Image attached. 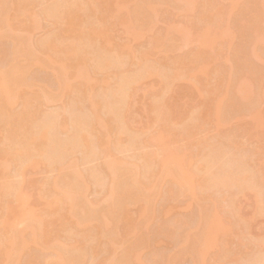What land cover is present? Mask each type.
<instances>
[{
	"label": "bare ground",
	"instance_id": "6f19581e",
	"mask_svg": "<svg viewBox=\"0 0 264 264\" xmlns=\"http://www.w3.org/2000/svg\"><path fill=\"white\" fill-rule=\"evenodd\" d=\"M130 2L0 0V264H149V258L153 256L148 257L149 260L145 262L143 251L150 247L152 235L150 236L149 231L141 230L135 241L131 240L127 244L132 223H122L125 220L123 212L127 204L141 200L147 204L144 214H147L149 205L155 211L157 200L165 197V186L171 192L167 191L170 194L168 196H192V202L197 204L194 209L198 207L199 210V217L196 215L197 208L196 216L193 210V219L192 216L189 217L192 221H197L194 226L186 227L188 217L182 218L185 219L182 223L177 221L189 229L181 231L183 246L177 256L171 254L173 256L168 259L172 258L171 262L184 255H191L195 262H208L206 258L210 248L216 247L221 241L220 224L225 223L218 206L219 201L226 200L224 205L228 203L226 207L236 217L234 223L238 227L242 223L246 225L247 220L242 212L233 210L236 208V197L242 193L253 194L259 203L256 212L264 214V206L260 204L264 197V174L260 178L255 177L256 170L244 166L247 156L243 155L244 160L235 152L237 150L240 153L237 149L239 142H234L232 136L228 137L226 144L221 141L207 143L198 138L194 147L196 150H200V146L206 143L209 148L200 157V161L204 162L205 175H196L194 167L197 166H194L195 160L190 156L193 153L145 154L142 150H137L149 142L158 141L162 144L167 137L165 133L171 134L175 129H180L181 135L193 138L195 132L192 130L201 128L203 121L211 116L214 106L211 99L205 97L206 99L200 100L202 103L196 113L194 110V114L185 116V112H180L177 118L181 120L176 121L172 117L174 102L165 94L166 89L180 76L176 65L185 59L194 64L200 54L199 50H193L183 58H172L165 52L164 58L158 59L152 53L154 48L158 44L164 50L170 47L162 39L161 31L154 36L151 41L153 44L149 47L146 45L147 48L142 47V51L139 50L142 53L137 52V55L128 42L120 41L119 38L115 41L117 37L114 34L110 36L114 32V26L119 23L121 26L127 25L125 27L130 30L126 29V33H130L127 34L128 37L138 41L145 32L153 29L154 19L160 8H168L176 3L181 6L184 3L186 8L195 11V1L132 0L133 7ZM205 4L208 3H204V8L208 9ZM252 20L251 26L255 24ZM258 21L261 20L257 19L259 24L254 25L255 33L262 25ZM43 23L49 26L46 34L41 38H34L31 29L41 27ZM15 25L24 29L27 34L16 35ZM253 28L246 31L249 33ZM187 30H174L186 44L189 42ZM246 31L245 35H248ZM207 32L199 35L205 37ZM172 37L170 35L165 40L171 41ZM230 44L232 48L234 41ZM210 46L213 47V44ZM246 48H243L244 54ZM241 52L238 53V60L242 64L245 61V65L240 67L239 63L237 69L244 68L241 70L252 73L256 67L257 71V63L254 62L253 65L251 62L250 65V62H246L247 56L245 59L244 55H239ZM207 67L208 64L201 72L206 74ZM37 72H44L45 76L49 74L45 78L49 79L45 81ZM153 75L159 76L166 84L159 98L151 99L147 106V116L150 118L148 123L154 122L158 127L150 131L149 124L148 130L134 129L124 114L131 107L138 85L143 79ZM219 86L218 83L213 87L211 93L214 94V88L219 89ZM228 92H224L217 104L219 127L236 114L232 113L236 108L227 112V106L230 109L239 101L236 97L230 98L225 110L222 109L221 103L230 97ZM253 93L246 107L251 112L250 117L258 119L260 112L253 110L257 105ZM53 103L60 105L57 104L55 109L52 107L53 110L47 108ZM240 114L241 111L236 115ZM235 145L236 154L230 150V146ZM129 149L142 153L131 155V159H121L116 154V151ZM90 160L97 161L96 165L89 167L87 163ZM86 164L89 165L88 168ZM166 164H169L168 168ZM45 169L49 172L48 177L35 180L41 181L37 186V195V182L33 181V177V180L27 178V172ZM258 173H262L261 169ZM161 177L163 181L160 192L146 194L148 180ZM195 177L198 179L194 180ZM194 181L198 182L196 186ZM92 187L96 190L97 187L107 189L103 204L87 200V192ZM35 195L39 200L45 199L47 211L44 214L31 204ZM190 197L189 199L192 198ZM192 205L193 203L190 206ZM230 210L227 209L229 214ZM192 221L187 223L192 224ZM18 223L21 228L17 227ZM123 225L122 232L119 227ZM231 225L230 230L233 228V224ZM105 231H110L106 239L103 237ZM165 233L162 234L170 236ZM54 235L68 239L70 244L60 238L51 244L49 240ZM90 239L94 241L93 245H88ZM221 244L222 242L217 249L221 248ZM260 246L261 249L251 256H244L247 259L241 258L239 262L264 264V241ZM118 250H121V254L116 257ZM26 251L31 253L28 258L25 256ZM99 252L102 257L94 260L100 257ZM232 252V249L231 252L229 250L222 259L217 260L218 264H229L226 262Z\"/></svg>",
	"mask_w": 264,
	"mask_h": 264
},
{
	"label": "rangeland",
	"instance_id": "374dc122",
	"mask_svg": "<svg viewBox=\"0 0 264 264\" xmlns=\"http://www.w3.org/2000/svg\"><path fill=\"white\" fill-rule=\"evenodd\" d=\"M86 1V0H85ZM130 6L133 7V2L130 0ZM176 0H174L175 2ZM196 4H194V8L196 6L195 11L192 9H189L188 7L184 5H173L171 6L167 4L166 7H162L159 9V14L157 13L154 19V27L152 30L145 32V34L140 37L137 41L134 40V38H129L128 35L130 34V30L127 29L125 26L119 25V23L114 26L112 33H110L112 36L114 34L115 41H118V38L123 40L124 42H128L130 45H132L133 53L137 55V52L139 53L142 47H146V45L153 44L151 41L154 40V36L156 34H159L158 32H162L163 37L162 39L167 43L170 44V47L167 49L161 48L160 44H156L157 46L153 50V54L156 58L161 59L164 58L163 54L165 52L169 53L172 58H180L184 56L190 55V53L194 50H199L200 54L196 58L194 64H191V62L188 59H185L183 62H179L176 66L179 67L180 76L179 78L171 85L169 89H166L165 94L170 98L172 102H174V106L172 107L174 113L172 117L176 121H180L181 119L177 118V115L180 112H185L186 115L194 114L198 110V107L205 97L208 99L210 98L213 102L214 110L211 114V116L203 121L201 124L200 129H193L192 131L195 132V136L193 138H188L186 135L180 134V129H175L172 131V133H165L166 138L162 141V144L158 141L155 142H149L147 144H143L142 147L140 146L137 148V150H142L145 154L149 152H157V153H174L177 154H194L190 155L192 157V160H195L194 167L196 175L201 174L205 175L204 165L202 161H200V157L205 153V151H208L209 148L207 147V143H217V141L227 143L228 137L232 136V140L239 145L230 146V150L233 152L236 150V147L238 150H240V153L236 150L237 154H240L241 158L243 159L247 156L246 164L244 166L246 167H252L256 170V176L259 177L264 174V0H194ZM173 2V3H174ZM208 6V9L204 8ZM171 3V2H170ZM259 12H263V14H257ZM125 13V11H124ZM255 15V16H253ZM111 16V15H110ZM263 16V17H261ZM256 18V20H254ZM253 19V20H252ZM257 19L261 20L258 22H261L259 30H257L255 33V26L257 23ZM251 20L253 21V24L251 26ZM48 25L46 23H43L41 27L38 28H32L31 34L34 36V38H41L46 34V31L48 30ZM129 27V26H128ZM254 27V28H253ZM176 28H186L188 29V38L189 42L188 44L185 43V40L182 38L181 35L176 34L174 30ZM248 28H253V31H246ZM127 30H129L128 33H126ZM252 30V29H251ZM112 31V30H111ZM186 31V32H187ZM207 32V35L204 37V35H199V33ZM245 31L248 35H245ZM160 32V33H161ZM254 32V33H252ZM230 34L232 36H226ZM252 33V34H251ZM15 34H21L26 35L27 32L17 25H15ZM128 34V35H127ZM254 34H256L254 36ZM173 35L172 40L168 41L165 40L166 37ZM253 38H251L252 36ZM250 36V37H249ZM216 37V38H215ZM250 41H248L249 39ZM35 39V40H36ZM247 39V40H246ZM122 41V42H123ZM234 44L232 48L230 47L231 42ZM123 42V43H124ZM150 42V43H149ZM1 43V41H0ZM210 44H213V47L210 46ZM249 44V45H248ZM247 45V46H245ZM246 48L245 54L243 48ZM146 48H143L146 49ZM131 49V50H132ZM140 50V51H139ZM240 50V51H239ZM242 50V52H241ZM135 51V52H134ZM241 52L239 55L247 56L246 62H250V65H254V62L259 64H255L257 66L254 71L256 73L247 72L244 70V68H240L241 66H244L245 61L240 63L238 59V53ZM142 53V52H141ZM139 53V54H141ZM138 54V55H139ZM237 54V56H236ZM140 56V55H139ZM186 56V57H187ZM237 57V58H236ZM246 59V58H245ZM241 60V58H240ZM243 60V58H242ZM157 62V61H156ZM252 62V64H251ZM239 63L241 65H239ZM247 63V64H248ZM158 64V63H156ZM172 64V63H171ZM208 64L206 74L201 72L202 68L205 67ZM240 66V69H237V66ZM247 65V66H250ZM175 66V65H173ZM260 70H259V69ZM177 68H174L176 70ZM243 69V70H241ZM40 71V70H39ZM47 72V71H46ZM45 72V73H46ZM219 72V73H216ZM36 74V73H35ZM38 76H41L45 81L46 76L44 72L38 73ZM40 77V79H41ZM41 79V81L43 80ZM44 81V83H46ZM48 83V82H47ZM220 84L219 89L214 88V94L211 93L210 90L213 89V87H216L217 84ZM166 87V84L161 81L159 76L153 75L150 77H146L143 79L140 85H138V88L136 90V93L133 96V99L131 101V107L129 111L124 114L125 118H128L129 124H131V127L133 128H140L148 130V128L151 126L150 131H154L158 125L154 122H149L148 119V112L147 109L149 106L148 104L151 102V99L159 98L158 96L161 95V93L164 92ZM229 91V98L221 103L222 109L225 110V106L228 105L229 99L236 97L239 101L236 102V104H233L231 108L227 109V112H231L232 109L235 108L238 110H234L233 112L239 113L241 111V114L238 115H232L229 119V122L226 121V123L223 126L217 125V104L219 99L224 95V92ZM210 91V92H209ZM256 93L254 94L253 92ZM252 93L255 95L253 98L256 99V107L253 109L254 111L260 112V116H258V119L251 118L249 111L248 104L249 100L252 99L250 96ZM258 93L259 96L258 97ZM206 99V98H205ZM220 102V101H219ZM60 103V102H59ZM59 103H53L49 105L47 108L50 107V109L53 107L54 109L57 107L56 105H60ZM59 107V106H58ZM147 107V108H146ZM52 108V110H53ZM49 109V110H50ZM231 110V111H230ZM193 112V113H192ZM223 112V111H221ZM226 112V113H227ZM228 112V113H229ZM225 114V112H223ZM230 113V114H232ZM126 118V120H127ZM150 124V126H149ZM153 124V125H151ZM147 127V128H145ZM137 130V129H136ZM179 132V134H178ZM228 133V134H227ZM227 135L223 138V136ZM220 137V138H219ZM221 137L223 139H221ZM198 138H201L202 140H205L207 143L200 146V150H196L195 143L197 142ZM219 138V139H218ZM221 139V140H220ZM220 142V143H221ZM245 149L243 151L248 152L245 153L242 151V149ZM193 150V152L191 151ZM242 151V152H241ZM147 152V153H146ZM234 152V154H236ZM136 153V149H129L124 150L122 152L116 151V154L123 158H130V156L134 155ZM139 151H137L136 154H138ZM140 153H142L140 151ZM139 153V154H140ZM245 153V154H244ZM135 154V155H136ZM247 154V155H246ZM134 155V156H135ZM245 155V157L243 156ZM131 156V158H132ZM194 156V157H193ZM239 156V155H238ZM130 158V159H131ZM97 161L90 160L89 165L86 164V167H92L94 164L96 165ZM249 165V166H247ZM169 167V164H166V167ZM172 165H170L171 167ZM80 167L82 168L83 165L81 164ZM167 167V168H168ZM261 169L262 173H258V170ZM38 170V169H37ZM35 172H27V178L29 177L30 180L33 177V181L36 183V193L38 191L37 186L39 187V182L41 181H35V180H42L44 177L49 175V172L45 170H39ZM205 172V173H204ZM51 173V172H50ZM207 175V174H206ZM200 176V175H199ZM48 177V176H47ZM157 179V181H156ZM151 178L147 182V188H146V194H149L152 192V194H158L160 190L162 189L161 184L163 181V177L161 178ZM198 179V177H195L194 180ZM198 181V180H197ZM195 182V186L198 184V182ZM156 182V185L155 183ZM153 187V189H152ZM26 188V186H25ZM96 190L95 187L91 188L87 192V200L91 203H99L103 204L104 200L107 196V189H100V187H97ZM166 191L163 193L165 197L159 198L157 200L156 209L155 211L152 210V206L149 205L147 214H144V210L147 207V204L144 200H141L139 202H131L127 204L125 207V210L123 212L124 219L122 223H132V227L130 230V233L128 234V242H131V240L135 241V237L139 235L141 230L150 232L151 244L149 248H146L145 251H143V255L145 256V262L147 260L150 261L149 264H205L202 261L198 260L197 262L192 259L191 255H184V256H178V260L171 262V259L168 261L170 256L172 257L174 255H178L177 253L180 250V247H182L183 243V234L182 232L184 230H187L189 228L186 227H192L193 224L197 223V221H192L193 216L192 212L194 210L195 215V205L196 202H192L193 197L190 196H184L183 194L181 198L179 196H168L169 191L168 186H165ZM163 188V190L165 189ZM100 189V190H99ZM264 189V188H263ZM167 191L169 192L167 194ZM166 194V195H165ZM241 194V193H240ZM248 193H242V195L236 197V208L233 210H239L242 212L246 217V225L242 223L239 227L235 225L234 221L236 220L235 216H232V211L230 208H227L224 202L221 200L219 201V208L221 211V215H224V224L219 229V236H220V242L221 248L217 249V246L220 245V242L218 245L214 248H210V252H208L207 261L206 264H218L219 262L217 260L222 259L231 249L234 251L230 253L228 262L229 264H235L236 261L239 264L241 261V258L247 259L248 256L253 255L258 249H261V243L264 241V214L260 212H256V208L259 205V203L256 201V198L253 194ZM38 195V194H37ZM32 197L31 204L34 206V208L38 209L37 211L41 214H44L47 210L45 208V199L42 198L39 200V197ZM170 195V194H169ZM239 195V194H238ZM184 196V197H183ZM189 197L191 199H189ZM239 197V198H238ZM166 198V199H165ZM238 198V200H237ZM230 199V198H229ZM191 200V201H190ZM228 200V199H227ZM153 204H154V198H152ZM193 203L192 206H190ZM234 203V204H235ZM261 205L264 206V197H262ZM228 210H230V213H228ZM39 213V214H40ZM198 213V214H197ZM196 215L199 217V210L196 212ZM195 215V216H196ZM192 216L190 219L189 217ZM188 220L185 221V219L182 220V218H186ZM198 217H195V219L198 220ZM181 218V219H180ZM231 218V219H230ZM179 219V220H178ZM192 221V224L187 223ZM178 222H184L185 225L188 224L186 227L184 224H178ZM233 224L232 230H230V227L232 226L230 224ZM195 222V223H194ZM233 222V223H232ZM135 224V226L133 225ZM190 224V225H189ZM21 226L20 223L17 224ZM184 225V228L182 229V226ZM219 225V226H220ZM224 225V226H223ZM194 226V225H193ZM148 227V228H147ZM21 228V227H19ZM186 228V229H185ZM54 229V228H52ZM119 229L123 232L124 225L122 227H119ZM169 230V231H168ZM118 231V228L116 229ZM182 231V232H181ZM145 232V233H146ZM168 232V233H165ZM110 231L106 233L104 232V239L109 235ZM168 234L170 236H165L164 234ZM171 233V234H170ZM147 234V233H146ZM148 234V235H149ZM182 234V235H181ZM173 236V237H172ZM138 237V236H137ZM150 237V238H151ZM60 238V237H59ZM57 236H53L49 241L51 244H54L56 242V239H59ZM60 240H66L69 244V240L65 238H60ZM240 240V241H239ZM242 241V242H241ZM248 243V245L243 246L240 243ZM94 241L92 239L88 240V245H93ZM220 249V250H219ZM34 250V249H33ZM30 251V250H29ZM32 251V248H31ZM30 251V252H31ZM121 251V250H120ZM119 250L117 251L116 257H118L121 252ZM220 251V254L218 253ZM100 253V252H99ZM112 253H114V250H112ZM111 253V254H112ZM25 256L28 258V254L30 255L28 251L25 252ZM102 253H100L99 258H95L94 260L100 259ZM170 254V255H169ZM98 256V255H97ZM143 256V257H144ZM151 256H156L154 263V258ZM247 256V257H244ZM148 257H151L147 259ZM24 259H26L24 257ZM174 259V258H173ZM242 259V260H243ZM153 260V261H152ZM26 261V260H24ZM148 261V262H149ZM222 261V260H221ZM220 261V262H221ZM227 261V260H226ZM95 262V261H94ZM243 263H245L243 261ZM87 264H90L89 262ZM223 264V263H221ZM225 264V263H224ZM241 264V263H240ZM247 264V261H246Z\"/></svg>",
	"mask_w": 264,
	"mask_h": 264
}]
</instances>
